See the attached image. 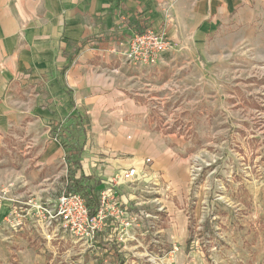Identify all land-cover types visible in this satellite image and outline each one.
I'll list each match as a JSON object with an SVG mask.
<instances>
[{"label":"crops","instance_id":"0c3cea01","mask_svg":"<svg viewBox=\"0 0 264 264\" xmlns=\"http://www.w3.org/2000/svg\"><path fill=\"white\" fill-rule=\"evenodd\" d=\"M263 9L264 0H0V223L22 202H53L65 188L69 131L81 141L82 172L99 186L128 167L170 176L172 142L182 141L156 130L153 106L192 80L208 84L220 44L254 36L245 26ZM229 20L243 27L219 35ZM144 29L164 31L172 47L134 67L113 50ZM12 231L0 228V264L13 255L49 262L53 247L28 241L38 229Z\"/></svg>","mask_w":264,"mask_h":264},{"label":"rangeland","instance_id":"374dc122","mask_svg":"<svg viewBox=\"0 0 264 264\" xmlns=\"http://www.w3.org/2000/svg\"><path fill=\"white\" fill-rule=\"evenodd\" d=\"M258 14L245 26L254 36L220 44L208 84L192 80L177 99L154 105L156 130L182 141L172 142V174L143 167L140 180L121 184L92 241L48 240L39 225V240L28 241L48 254L53 247L45 264H264V11ZM242 27L229 20L219 35ZM76 135L66 133L64 145L81 147ZM4 230V241L13 240ZM8 261L23 263L15 255Z\"/></svg>","mask_w":264,"mask_h":264},{"label":"built area","instance_id":"2783aa9c","mask_svg":"<svg viewBox=\"0 0 264 264\" xmlns=\"http://www.w3.org/2000/svg\"><path fill=\"white\" fill-rule=\"evenodd\" d=\"M165 17L169 19L170 8L165 9ZM171 47L164 31L144 29L142 32L132 34L126 42L117 47L119 50L115 49L113 52L132 66L143 67L154 65ZM142 175L137 168L128 167L116 176L101 182L98 192L101 208L92 217L89 216V210L79 193L70 195L62 193L53 202L42 200L22 202L0 223V228L22 231L24 226L30 223L38 231L40 225L48 240H53L59 234H70L92 241L96 234L103 230L101 226L106 225L104 221L107 218L108 207L117 197L118 187L124 183L137 182ZM6 192L0 190V199ZM117 228L113 227V230Z\"/></svg>","mask_w":264,"mask_h":264},{"label":"trees","instance_id":"16d2710c","mask_svg":"<svg viewBox=\"0 0 264 264\" xmlns=\"http://www.w3.org/2000/svg\"><path fill=\"white\" fill-rule=\"evenodd\" d=\"M55 134V131L52 132ZM65 148V163L67 164V183L64 190L66 195L79 193L89 210V216L96 215L101 208L99 199V182L92 184L94 178L85 175L81 170L80 155L82 147L76 148L74 146H64Z\"/></svg>","mask_w":264,"mask_h":264}]
</instances>
